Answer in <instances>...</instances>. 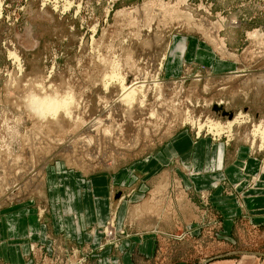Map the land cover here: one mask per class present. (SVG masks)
Returning <instances> with one entry per match:
<instances>
[{"label": "rangeland", "instance_id": "rangeland-1", "mask_svg": "<svg viewBox=\"0 0 264 264\" xmlns=\"http://www.w3.org/2000/svg\"><path fill=\"white\" fill-rule=\"evenodd\" d=\"M176 10L190 18L176 17ZM263 41L264 0H0V216L20 206L43 213L47 165L110 173L182 129L195 138L237 140L264 162V142L253 134L260 124L264 129ZM220 42L227 52L218 50ZM179 44H186L180 58ZM193 44L235 69H209L211 54L197 57ZM175 65H184L178 74ZM117 77L134 88L132 100ZM44 96L66 110L36 114L32 98ZM240 113L228 131L226 122ZM208 121L225 131L216 135ZM256 174L246 178V189L256 188ZM197 200L198 210L189 212L200 216L198 236L191 229L131 231L134 209L119 225L118 208L110 205L96 242L59 236L31 242L24 264H100L102 252L130 232L152 233L158 243L154 257L136 264H204L227 253L237 259L228 264H246V256L247 264H264V219L241 214L229 239L218 238L209 199Z\"/></svg>", "mask_w": 264, "mask_h": 264}, {"label": "crops", "instance_id": "crops-1", "mask_svg": "<svg viewBox=\"0 0 264 264\" xmlns=\"http://www.w3.org/2000/svg\"><path fill=\"white\" fill-rule=\"evenodd\" d=\"M184 45L181 44L183 48ZM194 47L199 58L211 54V65H205L209 69H235V65L216 59L208 47L206 50L201 44H193ZM175 66L178 74L184 65ZM168 73L166 70L165 75ZM261 162L258 157H250L248 147L237 140L195 138L187 129L173 134L150 155L110 173L89 175L57 161L44 169L46 195L40 204L43 212L40 216L36 209L22 206L10 208L0 216V260L24 264L29 244L47 243L52 236L94 243L100 238L97 229L105 223L110 205L118 208L119 225L134 209L132 226L128 227L131 231L191 229L196 232L191 234L198 236L202 226L200 216L189 209L198 210L197 199L202 196L209 199L212 215L218 217L216 235L229 239L237 216L245 214L250 219L252 216L256 222L264 219V168L260 167L264 162ZM254 173L258 176L256 188L246 189L245 180ZM229 186L233 188L227 192ZM150 187L149 197L146 192ZM172 187L175 189L170 192L168 189ZM91 228L93 231L89 233ZM129 235L122 237L115 249L107 247L100 264H136L138 259L155 256L158 243L154 234ZM236 260L235 255L227 253L203 262L228 264ZM249 260L250 256L244 259Z\"/></svg>", "mask_w": 264, "mask_h": 264}, {"label": "bare ground", "instance_id": "bare-ground-1", "mask_svg": "<svg viewBox=\"0 0 264 264\" xmlns=\"http://www.w3.org/2000/svg\"><path fill=\"white\" fill-rule=\"evenodd\" d=\"M152 3V2H151ZM67 4H68V1H67ZM150 4V3H149ZM163 4V3H162ZM168 4V3H167ZM69 5V4H68ZM55 6V5H54ZM170 7V6H169ZM66 8V7H65ZM146 8H148V7H146ZM154 8V7H153ZM174 8V7H173ZM157 9V8H156ZM167 9V8H166ZM150 10H152L151 8H150ZM168 10V9H167ZM154 11V10H153ZM163 11H164V9H163ZM171 11V10H170ZM147 12V11H146ZM168 12V11H167ZM176 13H175V16L177 17H183V18H181V19H184V17H186L187 19H189L190 17H188L187 15H186V13L185 14H182L180 11H178L177 12V10L175 11ZM162 13V12H161ZM160 13V14H161ZM166 13V12H165ZM167 14V13H166ZM189 15V14H188ZM125 16V15H124ZM163 17V16H162ZM129 18V17H128ZM168 19V18H167ZM178 19V18H177ZM187 19H184V20H187ZM132 21V20H131ZM168 22V21H167ZM171 22V21H170ZM209 23V22H208ZM194 25V24H193ZM196 27V26H195ZM211 27H213V26H211ZM209 28V27H208ZM216 28H218V27H216ZM216 34V33H215ZM253 35H257V34H253ZM209 37V36H208ZM256 42V41H255ZM264 42V41H263ZM259 43H261V40H260V42ZM214 44H215V42H214ZM220 45L218 46L219 47V51H221L222 53H224V52H227L226 51V49H225V46H224V43H222V42H220L219 43ZM263 45V44H262ZM181 44H179V46L177 47V48H180L182 51H183V47L181 46ZM184 47H185V45H184ZM261 47V46H260ZM260 49V48H259ZM220 52V53H221ZM260 52V51H259ZM183 53V52H182ZM229 55V54H228ZM252 57V56H251ZM229 58V57H228ZM108 76V75H107ZM115 76V75H114ZM112 77V76H111ZM123 78V77H122ZM122 78H119V77H117V79L119 80V82L121 83V85H122V87H123V90L126 92V95L128 96L127 98H130V96L131 95H133V93H134V88H130L131 90H129V87H125L123 84H124V82H123V80H125V79H122ZM126 83V82H125ZM126 85V84H125ZM121 87V88H122ZM133 91V92H132ZM124 92V93H125ZM135 94V93H134ZM124 97H125V95H124ZM131 99V98H130ZM132 100V99H131ZM127 101V100H126ZM32 103H33V105H31L29 108H31L33 111H35L36 112V114L38 113V114H40V115H42V114H52V115H56L57 114V112L58 111H60L61 109H65L66 110V105H65V103L63 102H61L60 100H58V99H56V98H54V97H51V96H44V97H40V98H32ZM64 110V111H65ZM162 113V112H161ZM179 113V112H178ZM181 114H182V112H181ZM185 114V113H184ZM227 115H228V113H227ZM243 114L242 113H240L239 115H237V116H235L233 119H229L227 122H226V127H227V130L228 131H230V128L233 126V124H235V123H237V121H241L242 119L241 118H243V116H242ZM179 116H180V114H179ZM178 116V117H179ZM180 117H182V115L180 116ZM183 119V118H182ZM185 119V118H184ZM183 119V120H184ZM188 119V118H187ZM97 123V121H95V122H93L92 124H96ZM261 125V124H260ZM260 125H258L257 127H255V129H254V133L253 134H257V133H260V135H261V138H262V143L264 142V129L260 126ZM207 127H208V130L210 129L211 131H213L216 135H218V134H220L221 132H223V131H225V130H222L223 128V126L221 125V123L219 122V121H208V125H207ZM92 128V127H91ZM201 128H202V124H200V125H198V130L200 131L201 130ZM104 131V130H103ZM107 131H109V130H107ZM107 133V132H106ZM147 135V134H146ZM134 139V138H133ZM122 140V139H121ZM147 141V140H146ZM131 142V141H130ZM118 143V142H117ZM83 150V149H82ZM46 162V161H45ZM45 164V163H44ZM264 166V165H263ZM262 168H264V167H262ZM157 198V197H156Z\"/></svg>", "mask_w": 264, "mask_h": 264}, {"label": "flooded vegetation", "instance_id": "flooded-vegetation-1", "mask_svg": "<svg viewBox=\"0 0 264 264\" xmlns=\"http://www.w3.org/2000/svg\"><path fill=\"white\" fill-rule=\"evenodd\" d=\"M177 54H178L177 57H179V58L182 56V55H181L182 52H177Z\"/></svg>", "mask_w": 264, "mask_h": 264}, {"label": "water", "instance_id": "water-1", "mask_svg": "<svg viewBox=\"0 0 264 264\" xmlns=\"http://www.w3.org/2000/svg\"><path fill=\"white\" fill-rule=\"evenodd\" d=\"M219 109H221L220 107H218ZM225 112H223V114H224ZM228 114H230V113H228Z\"/></svg>", "mask_w": 264, "mask_h": 264}]
</instances>
